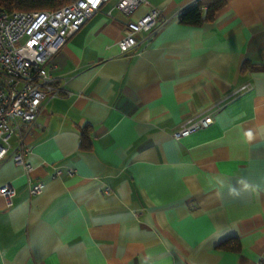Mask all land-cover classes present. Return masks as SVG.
I'll return each mask as SVG.
<instances>
[{"label": "crops", "instance_id": "obj_1", "mask_svg": "<svg viewBox=\"0 0 264 264\" xmlns=\"http://www.w3.org/2000/svg\"><path fill=\"white\" fill-rule=\"evenodd\" d=\"M195 1L145 0L130 18L156 6L165 23L123 53L127 17L110 0L50 58L68 92L44 103L27 137L29 173L0 160V186L16 191L10 205L0 197V264L264 259V0L180 23ZM202 114L209 126L173 137Z\"/></svg>", "mask_w": 264, "mask_h": 264}, {"label": "built area", "instance_id": "obj_2", "mask_svg": "<svg viewBox=\"0 0 264 264\" xmlns=\"http://www.w3.org/2000/svg\"><path fill=\"white\" fill-rule=\"evenodd\" d=\"M110 0H73L54 10L12 11L0 7V160L11 159L25 173L32 169L27 141L44 103L66 91L54 83L48 62L74 32ZM145 0H115L114 8L127 17L117 44L125 53L141 40H150L158 28L160 9L150 6L138 19L130 15ZM110 14V13H109ZM213 122L211 114L187 118L173 133L175 139L205 128ZM61 171L57 170L56 175ZM73 174V170H68ZM29 180V179H28ZM27 180V181H28ZM43 184L28 185L30 196L39 194ZM16 191L6 183L0 197L7 205Z\"/></svg>", "mask_w": 264, "mask_h": 264}, {"label": "trees", "instance_id": "obj_3", "mask_svg": "<svg viewBox=\"0 0 264 264\" xmlns=\"http://www.w3.org/2000/svg\"><path fill=\"white\" fill-rule=\"evenodd\" d=\"M73 0H0V7L8 12L12 11H40L54 10ZM225 4V0H196L194 3L180 11L178 20L182 24L199 26L205 22L212 21L217 11ZM246 65L254 67L255 64ZM262 67V66H257ZM81 145L88 148L91 145L89 129L84 127L81 132ZM226 241L217 245L220 248L239 249L238 245H228ZM258 264H264L261 259Z\"/></svg>", "mask_w": 264, "mask_h": 264}]
</instances>
